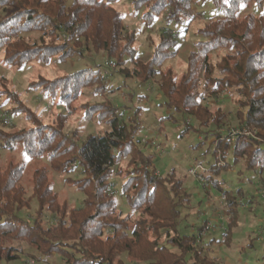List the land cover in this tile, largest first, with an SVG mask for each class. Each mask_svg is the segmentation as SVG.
I'll use <instances>...</instances> for the list:
<instances>
[{"label": "trees", "instance_id": "1", "mask_svg": "<svg viewBox=\"0 0 264 264\" xmlns=\"http://www.w3.org/2000/svg\"><path fill=\"white\" fill-rule=\"evenodd\" d=\"M118 1L0 0L1 8L11 9L0 20L3 62L16 68L32 61L48 64L54 57L64 62L80 55L76 47L78 41H83L93 52L113 61L120 74L131 75L141 83L159 75L163 104L171 112L168 118L176 113L186 115L199 127L210 122L217 127L221 119L219 111L207 110L203 93L216 98L224 90L233 89L239 108L245 109L239 110L237 117L243 125L259 131L261 141L243 136L232 141L228 135L212 134L217 136L213 142L215 164L225 160L230 150L234 164L242 162L247 170H264V14L238 18L242 6H264V0H210L222 17L211 19L199 30L203 40L189 54L179 80L169 70H157L173 56L177 40L172 34L161 32L153 57L146 63L139 61L133 48L134 33L122 35L123 18L112 6ZM193 1L133 0V6L145 8V22H152L166 11L168 22L180 24L182 17L192 18ZM32 32L40 34L39 42L29 43L21 37ZM219 50L229 52L213 64L209 56ZM128 62L132 66L129 74L124 68ZM30 87L41 89L45 97L53 103L57 100L73 115L74 103L83 91L94 87L96 94H104L107 80L99 68H86L53 80L40 78ZM117 110L109 101L85 106V119L96 118L108 130L89 134L80 143L63 131L68 114H58L54 127L38 120L32 128L5 140L0 134L3 149H19L30 159L42 158L55 173L66 172L73 164L78 172L73 186L84 196L78 208L61 201L44 169L34 171L27 195L21 184L24 166L10 161L4 169L0 168V242L24 243L39 256H58L64 264H188L189 260H194V264L208 263L200 257L199 234L203 225L196 234L181 235L178 230L181 208L190 201L183 181L173 172L163 176L153 171L152 157L139 149L141 139L135 138L139 127L125 124ZM123 160L127 167L131 166L125 174L120 168ZM218 169L213 165L209 172ZM114 176L121 178L117 194L125 199L130 214L117 209L112 194ZM211 177L208 174L206 179L226 194L227 209L233 215L231 218L229 214L228 229L223 233L227 240L229 228L237 221V200ZM32 200L37 202L40 216L21 218L18 213L28 209ZM44 210L50 214L49 225L39 219ZM3 244L0 258L7 262L18 259L19 248Z\"/></svg>", "mask_w": 264, "mask_h": 264}, {"label": "rangeland", "instance_id": "2", "mask_svg": "<svg viewBox=\"0 0 264 264\" xmlns=\"http://www.w3.org/2000/svg\"><path fill=\"white\" fill-rule=\"evenodd\" d=\"M112 6L123 18L122 35L131 31L134 33L133 48L139 61L143 63L153 57L161 32L166 31L167 35H173L177 40V45L173 48L175 53L157 70L161 72L169 70L177 80L185 73L189 54L195 50L197 42L203 40L199 30L203 29L211 19L222 17L213 8L210 0H194L191 7L192 18L182 17L180 24L168 22L166 11L156 16L152 22L143 21L145 8H134L133 0H119ZM10 11L11 9L0 7V20ZM249 14L256 17L264 14V6L244 5L240 8L238 18L241 19ZM39 36L37 32L21 35L29 43L39 42ZM69 44L73 46L71 42ZM74 45L77 46L76 43ZM76 48L80 55L64 62L54 57L48 64L32 61L21 68L7 66L3 62V51L0 50L1 139L5 140L19 131L32 128L38 120L46 126L54 127L57 124L58 114H68L57 100L53 103L45 97L41 89L32 90L30 87L32 83L40 78L53 80L78 70L99 68L107 80L105 93L96 94L94 87L85 89L82 96L74 103L75 113L67 115L63 126L64 133L80 143L89 134L96 135L108 130L104 124L97 123L96 118L85 119L83 110L85 106L111 102L118 109L119 118L125 121V124L129 122L132 128L139 127L135 134L136 139L145 137L154 139L159 144L160 150L142 143L138 144L145 155L152 157L154 169L152 170L163 176L173 172L183 181L190 201L187 207L181 208L178 230L181 235H191L198 233V229L203 225L199 234V247L202 248L200 257L209 262L198 264H264V170L259 171L258 168L247 170L242 162L234 164L230 150L225 160L215 164L216 154L213 153V142L217 136L212 134L219 133L230 137V130L244 129L246 133L241 136L261 141L259 131L243 125V121L237 117V112L239 110L244 112L245 109L239 108L237 104L239 98L234 90H224L216 98L203 93V104L207 110L219 111L221 119L217 127L211 122L206 127H199L198 122L186 115L176 113L171 119L168 118L171 112L163 104L164 99L159 91V75L141 83L131 75L120 74L119 68L105 67L103 63L108 60L107 57L93 52L91 46L85 45L83 41H78ZM228 52L216 51L210 54L209 61L216 64L220 57ZM131 67L129 62L125 63L124 68H127L125 70L128 74L131 72ZM17 99L21 104H18ZM188 126L191 129L187 130ZM2 143L0 141V168L4 169L10 161L23 165L24 176L21 184L27 190V195L32 187L34 171L44 169L48 173L49 185L58 194L59 199L67 202L70 207H80L84 196L73 186V180L78 178V172L73 164L66 169V172L55 173L46 160L25 157L19 149L13 152L7 151L3 149ZM196 164L206 170L204 177L208 174L212 175L211 179L217 181L223 191L232 192L237 200L238 217L236 224L229 228L231 233L227 240L223 233L228 229L229 214L231 218L233 215L228 212L226 199H222L226 194L212 184L203 187L194 178L188 176V168ZM213 165L219 168L217 172H209L210 166ZM127 166L126 160L120 163L123 174L131 170V166ZM120 179L114 176L112 180L113 187L118 192L121 187ZM113 198L119 211L124 214L131 213V209L120 194L114 195ZM36 210L37 202L32 200L28 209H22L18 215L27 219L38 218L40 215ZM42 214L39 218L41 223L49 225L50 214L45 210ZM2 244L19 248L21 254L18 259L11 262L0 258V264H64L60 257H41L26 244L18 241L0 242V245ZM188 264H194V260H189Z\"/></svg>", "mask_w": 264, "mask_h": 264}, {"label": "built area", "instance_id": "3", "mask_svg": "<svg viewBox=\"0 0 264 264\" xmlns=\"http://www.w3.org/2000/svg\"><path fill=\"white\" fill-rule=\"evenodd\" d=\"M105 67L108 68H114L115 63L111 60H108L105 62ZM246 133L244 129H232L230 130V138L234 140L236 137L241 136L242 134ZM142 144H146L150 146L153 149L160 150L159 144L154 139H148V138H142L141 139ZM206 170L199 164H196L187 170V175L194 178L196 181H198L203 187H207L211 184V181L207 180L206 177H204V173ZM118 192L113 188L112 194L116 195ZM222 199L225 200V195L222 196Z\"/></svg>", "mask_w": 264, "mask_h": 264}]
</instances>
